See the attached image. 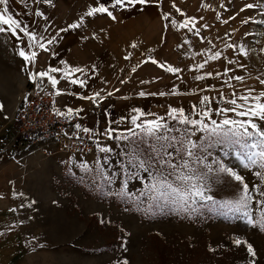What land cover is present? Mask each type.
I'll return each mask as SVG.
<instances>
[{"label": "rangeland", "instance_id": "rangeland-1", "mask_svg": "<svg viewBox=\"0 0 264 264\" xmlns=\"http://www.w3.org/2000/svg\"><path fill=\"white\" fill-rule=\"evenodd\" d=\"M203 1L215 14L212 26H217L216 34L229 28L233 43L231 49H222L229 57L228 66L219 68L222 72L217 80L208 81L211 88L200 92V98L193 100V107L185 114L198 118L193 111L211 109V118L218 123L224 118L252 119L264 128V120L258 117L219 111L234 107L229 103L231 99L243 104L240 97L249 96L248 103L237 109L246 111L255 106L252 97L264 92V84L260 83L264 80V23L256 22L264 21V15L255 9L241 11L246 4L264 0ZM204 96L209 97L207 104L202 103ZM1 101L0 252L8 247L9 253L7 257L6 249L1 252L4 258L0 257V264H248L251 258L244 246L233 243L235 239L251 243L258 264H264V231L250 224L243 212L223 214L200 209L189 215L171 206L163 210L153 206V211L146 213L147 197H141L143 204L137 210L133 203L109 195L121 186L124 176L121 173L115 183L107 185L100 173L103 170L111 176L120 172L123 158L115 155L120 152V141L100 135L88 151L76 153L57 152L44 140L37 141L40 148L34 142L19 141L8 146L4 139H12V134L3 135L13 120ZM260 102L264 103V97ZM205 122L210 123L207 119ZM200 135L197 133L193 139ZM104 146L114 149L107 165L105 154L98 151ZM205 155V163L215 168L214 161L219 160L244 177L254 198L245 210L253 222L259 221L262 209L256 200L264 197L255 187L264 190V181L254 173L261 169H245L241 158L219 145ZM149 182L130 181L129 190L139 195ZM241 188L230 176L221 174L210 194L217 200L235 201Z\"/></svg>", "mask_w": 264, "mask_h": 264}, {"label": "crops", "instance_id": "crops-1", "mask_svg": "<svg viewBox=\"0 0 264 264\" xmlns=\"http://www.w3.org/2000/svg\"><path fill=\"white\" fill-rule=\"evenodd\" d=\"M101 3L109 7L115 19L107 14L86 15ZM112 3L113 0H51L49 4L28 0L24 5L20 0H10L11 14L34 29L38 39L43 35L39 42L48 49L36 44L28 47L29 39L22 33L19 40L9 31L0 33V99L11 121L27 85L36 83L55 89L61 108H71L84 117L83 128H94L99 136L108 129L115 130L113 134L126 132L133 127L130 119L136 115L134 109L146 114L142 120H149L155 116L167 119L171 108L193 107L199 93L211 88L208 81L217 80L222 72L219 68L228 66L229 57L222 49H231L233 36L229 28L216 34L218 28L212 26L215 14L203 0H147L126 9L113 8ZM3 7L0 5V10ZM36 10L43 16H35ZM81 19V27L60 31ZM173 21L176 25L188 22L187 27L174 26ZM52 37L57 38L48 45ZM21 49L27 54L35 52L36 59L25 61L19 55ZM216 53H220L218 59H209ZM52 67L61 70L50 73L59 81L55 88L47 77L36 75ZM167 67L179 71L168 72ZM74 68L82 71L73 73L69 80H84L83 87L63 77L64 71ZM197 76L203 79H195ZM142 91L144 96L139 95ZM96 93L99 96L95 101L81 98ZM10 126L3 138L11 134ZM4 141L8 146L16 144L9 138ZM3 251L8 257V247H2Z\"/></svg>", "mask_w": 264, "mask_h": 264}, {"label": "snow or ice", "instance_id": "snow-or-ice-1", "mask_svg": "<svg viewBox=\"0 0 264 264\" xmlns=\"http://www.w3.org/2000/svg\"><path fill=\"white\" fill-rule=\"evenodd\" d=\"M28 0H20L21 4L27 5ZM34 3H40V0H33ZM45 3H51V0H44ZM147 0H113V8L126 9L135 6L136 4H144ZM10 0H0V5L3 9L0 10V33L9 31L13 36L19 40L21 39L19 33L28 37V47L33 44L38 45L41 49L47 51V46L39 41L44 39L41 35L38 39L36 31L30 30V26L24 21L17 19L10 12ZM246 9H255L264 15V3H249L244 6L241 11ZM179 11V10H178ZM97 14H107L112 17L113 12L105 3H101L96 7H91L86 15L93 17ZM35 16L41 17L43 13L36 10ZM167 19V16H165ZM227 22V21H225ZM248 21H245L247 23ZM257 23H264V21H256ZM83 20L80 23H73L68 28L61 29V32H66L68 29H76L81 27ZM174 26L187 27V23ZM6 26V27H4ZM57 37H52L47 40V44L51 45ZM134 46V45H133ZM19 55L27 62H32L36 59V53L31 52L27 54L23 49L20 50ZM220 53H216L209 57V59L216 60ZM231 62V61H230ZM152 63H156L155 60ZM201 64L199 67H203ZM161 67H164L161 65ZM168 72H177L178 69L167 67ZM61 71L55 67L50 68L48 71L39 72L41 78L47 77L51 85L55 88L58 80L50 73ZM82 69L74 68L64 71L63 77L66 80L73 75V73L81 72ZM135 71V69H133ZM197 80L203 77H195ZM242 80V77H236ZM71 84L79 83L81 87L85 85L84 80L70 79ZM264 84V80L260 81ZM251 92V90H249ZM59 95L60 93L57 92ZM112 93H109L111 95ZM172 94H175L174 92ZM140 96H144L142 91ZM156 95V93H151ZM159 95H165L160 92ZM99 96V93L94 94L92 97H81L92 99ZM261 97H264V92L259 96L252 97L256 101L254 107H249L246 111H237L238 108L244 107L249 100V96H241L240 100L243 104H237L236 99H231L229 103L233 105L232 108L220 109V113L235 112L237 116L245 117H258L264 120V103L260 102ZM209 101L208 96H204L202 103L207 104ZM73 109H68V114L73 113ZM136 115H132L130 123L133 127L128 128L123 134L113 135L115 130L108 129L105 135L108 139H115L122 142L120 152L116 153L117 158H123L120 163V172L113 173L111 176L106 171H101L100 175L107 185L116 182L119 175L122 173L124 179L121 181V186L109 192V195H115L124 203H133L137 210L143 204L141 197H147L149 201L148 208L144 209L146 213L153 211V206L156 210H163L169 206L173 207L178 212L188 213L189 215L195 214L200 209H207L213 212L238 213L243 212L245 216L249 217V223L254 226L258 225L261 231H264V199L256 200V203L261 206L260 220L253 222L249 213L245 210L248 205L253 201V196L249 191V184L245 182L244 177L234 171L232 168L227 167L221 161H214L216 167L212 164L205 163L208 149L215 146H222L225 151L231 150L235 155L242 160L245 169H251L258 166L261 171H256L254 175L260 180L264 181V128L258 126L252 119L242 121L224 118L219 123L211 118V109L202 112L193 111L192 115L198 118H192L191 115H186L185 110L182 108H171L167 113V119L162 116H155L154 119L142 120L146 114L138 109L133 110ZM62 114V113H60ZM205 119L210 121L206 123ZM172 121L169 123L168 121ZM139 121V122H138ZM77 129H81L80 124H76ZM83 132L89 133L91 130L87 127L82 129ZM197 133H202L197 139ZM98 151L105 154V165L110 162L111 155L114 149L108 146L98 147ZM87 170V165H84ZM144 174V175H142ZM221 174H227L232 179L237 181L241 186V195L239 199L233 200H217L210 193L212 186L218 182ZM82 181L85 179L81 178ZM148 179L150 182L145 183L143 188L139 191V195L129 190L130 181H143ZM255 191L260 197H264V190L255 187ZM102 223L104 221H101ZM233 243L237 246H244L248 257L251 259L248 264H258L257 251L254 246L248 241L235 239ZM121 246L123 247V240ZM116 264H120L119 261ZM127 264V261L124 262Z\"/></svg>", "mask_w": 264, "mask_h": 264}, {"label": "built area", "instance_id": "built-area-1", "mask_svg": "<svg viewBox=\"0 0 264 264\" xmlns=\"http://www.w3.org/2000/svg\"><path fill=\"white\" fill-rule=\"evenodd\" d=\"M83 120V116L76 112L69 115L67 109L57 104L55 89L31 83L16 108L10 133L14 142L44 140L57 152H83L88 151L99 136L94 128H89V133L83 132ZM76 124H80L81 129H77Z\"/></svg>", "mask_w": 264, "mask_h": 264}, {"label": "bare ground", "instance_id": "bare-ground-1", "mask_svg": "<svg viewBox=\"0 0 264 264\" xmlns=\"http://www.w3.org/2000/svg\"><path fill=\"white\" fill-rule=\"evenodd\" d=\"M13 140V139H12ZM33 145H39V148L41 146V144L37 143V142H34Z\"/></svg>", "mask_w": 264, "mask_h": 264}]
</instances>
